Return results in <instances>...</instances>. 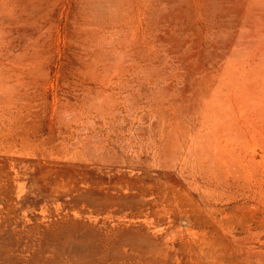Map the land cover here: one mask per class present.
Here are the masks:
<instances>
[{
	"label": "rangeland",
	"instance_id": "374dc122",
	"mask_svg": "<svg viewBox=\"0 0 264 264\" xmlns=\"http://www.w3.org/2000/svg\"><path fill=\"white\" fill-rule=\"evenodd\" d=\"M0 264H264V0H0Z\"/></svg>",
	"mask_w": 264,
	"mask_h": 264
},
{
	"label": "bare ground",
	"instance_id": "6f19581e",
	"mask_svg": "<svg viewBox=\"0 0 264 264\" xmlns=\"http://www.w3.org/2000/svg\"><path fill=\"white\" fill-rule=\"evenodd\" d=\"M130 112H131V110H130ZM130 112H129V113H130ZM131 132H132V131H131Z\"/></svg>",
	"mask_w": 264,
	"mask_h": 264
}]
</instances>
